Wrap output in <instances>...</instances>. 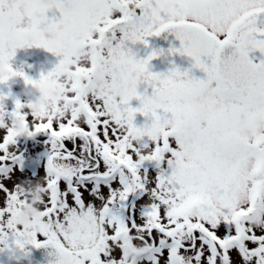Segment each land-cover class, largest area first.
<instances>
[{
    "label": "snow or ice",
    "instance_id": "6c2138e0",
    "mask_svg": "<svg viewBox=\"0 0 264 264\" xmlns=\"http://www.w3.org/2000/svg\"><path fill=\"white\" fill-rule=\"evenodd\" d=\"M260 14L264 0H0V85L35 83L11 66L17 49L61 57L39 79L61 94L49 114L17 100L0 117V251L52 248L55 264H264V62L249 59L264 56ZM129 29L140 44L175 34L170 54L205 74L173 67L188 104L161 116L127 87L158 54L135 59ZM137 114L151 123L136 126ZM16 120L49 138L43 177L14 178ZM34 186L40 219L26 231L17 217Z\"/></svg>",
    "mask_w": 264,
    "mask_h": 264
},
{
    "label": "clouds",
    "instance_id": "9594fccd",
    "mask_svg": "<svg viewBox=\"0 0 264 264\" xmlns=\"http://www.w3.org/2000/svg\"><path fill=\"white\" fill-rule=\"evenodd\" d=\"M60 31L67 34L66 29H60ZM246 33L247 28H242L240 35L244 36ZM54 35V32H49L47 30L44 31V36L47 39H52ZM124 43L125 47L133 54V57L137 59L136 54L132 51V48L140 43L136 41L133 30L129 29L128 38ZM142 45H144L145 48L148 47L147 43ZM162 55V52H158V54L152 60L148 61L147 72L138 74L135 79L129 80L127 82V87L134 89L138 93H140V90L143 89V93L145 94V103L147 104L149 110L155 111L157 113H164L165 110L172 105H186L191 99L183 91V86L186 80L182 75H177L172 70L167 74H153L149 71V64ZM15 71L18 73H24L23 67L15 69ZM34 81L35 83L32 85L25 84L24 82L25 92L22 94L28 98V102L24 105L28 107V110L34 116L40 117L41 115L49 114L54 109L60 99L61 94L59 89L51 84H42L39 82V79ZM148 89L156 90L155 94L147 95L146 93L148 92ZM3 96L6 98L0 100V106L3 108V111L0 112V117L6 118V101L9 99V97L5 95ZM13 130L16 136L27 137V129L24 127L23 121L16 120L13 125ZM133 139L138 138L134 136ZM35 187L36 186L30 190V195L32 196L31 202L24 206L17 217V223L24 226L26 231L30 230L32 226L40 219L39 201L42 198V193L39 196L35 195ZM25 239H27V237H25Z\"/></svg>",
    "mask_w": 264,
    "mask_h": 264
},
{
    "label": "flooded vegetation",
    "instance_id": "af4514ba",
    "mask_svg": "<svg viewBox=\"0 0 264 264\" xmlns=\"http://www.w3.org/2000/svg\"><path fill=\"white\" fill-rule=\"evenodd\" d=\"M48 19L51 20L53 19V17H55L56 20L60 19V14L57 10L53 9L51 12H49L47 14ZM257 24L256 26L258 28H262L264 29V14H260L257 18ZM154 37L151 38V40H147L146 43L149 47V54L145 55V58H147L148 55H150L152 53V43H153ZM147 47V48H148ZM144 47V45H142V54L146 53V49ZM142 54L138 53L137 56L139 57V59H142ZM61 60V57L55 55L54 53H50L48 51H46L43 48H36V47H25V48H20L16 50L15 56L14 58L10 61L11 66L13 67V69H19L21 67H23L24 69V73L26 75H28V73H34L36 72V74L38 76L41 75H47L49 72L53 71L54 68L59 64ZM254 61L256 63L259 62V58L254 59ZM155 65V69H149L150 72H152L153 74H167L169 72V70H162L160 68V65L158 63V61L155 59L153 60L149 66ZM45 71V73L43 72ZM189 75L191 77H194L195 79H204L205 78V74L198 70L193 68L191 70V72L189 73ZM13 79L9 80V83L12 84ZM5 89L8 90V92L13 93V101L10 102L11 108H15V102L18 100L21 104H24V95L22 94L23 92L15 86V88H11L9 87V84L7 83L5 86ZM18 89V90H17ZM143 92V89H142ZM149 92L151 93V90H149ZM9 95V93H8ZM167 118H170V114H168ZM31 139H35L37 141H43V140H48L49 138L46 135L43 134H38L35 137H31ZM46 162V155L45 157L41 160V164L40 166H35L32 168L27 169L29 172L33 173V174H39L40 172L44 174V165ZM42 166V168H40ZM30 173V174H31ZM41 177H43L42 175H40ZM32 246H27L26 250L24 252H21L19 250H15L13 249L12 251L9 250H4V251H0L1 255H3L2 252H6L7 253V257L10 261H3L0 264H27V262L24 260V255L29 252L31 250ZM20 254V258L21 261H19V258H15V255Z\"/></svg>",
    "mask_w": 264,
    "mask_h": 264
},
{
    "label": "rangeland",
    "instance_id": "374dc122",
    "mask_svg": "<svg viewBox=\"0 0 264 264\" xmlns=\"http://www.w3.org/2000/svg\"><path fill=\"white\" fill-rule=\"evenodd\" d=\"M152 37L148 38L147 40H151ZM132 51L133 53L136 54V57L137 59H139V57L137 56L138 53L142 54V44H137L136 46H134L132 48ZM146 53L142 54V59H146L145 58V55L146 54H149L148 51H149V47L145 50ZM155 65L152 64V66H149V69H155ZM45 73V71H43ZM26 75V74H25ZM28 76L29 78H31L32 80H38L40 79L41 76H38L36 74V72L34 73H28ZM9 84V87L10 89L11 88H15L18 87L23 93L25 92V84H24V80L20 77H16L13 79L12 81V84L9 83V81L7 82ZM5 86L6 85H0V94L2 95H5V96H8L9 99L6 101V108L9 112L13 111L14 108H11L10 109V96L13 94H11L10 96L8 95V90L5 89ZM18 90V89H17ZM141 93L143 94L142 92V89L140 90ZM148 95H151L150 92H148ZM24 101L26 104L28 102V98L24 95ZM131 107L133 108H138L140 107V103L139 101H136V100H133L131 102ZM13 109V110H12ZM25 111H29L28 109H25ZM159 115L161 116H164L163 113H158ZM31 119V118H30ZM135 124L136 126L140 127V126H143L145 124H150L151 123V120L150 119H147L139 114H137L136 118H135ZM4 135L3 131L0 130V138H2V136ZM28 137H20L18 138V142L15 146L16 150L19 152V153H22L23 154V157H24V164H23V170L22 171H16L15 172V179H21L22 181L26 182L28 180H34L36 176L38 175H42L44 176L43 173H39V174H33L31 172H29L27 169L29 168H32V167H35V166H40L41 164V160L45 157V155H47V150L48 148L50 147V145L48 144V140H41L39 141L40 144L37 145L35 143H33L34 141L31 140V138H28L29 140H27ZM71 146L69 145V148ZM24 149V150H23ZM23 150V152H22ZM145 167H149V165H145ZM42 168V166L40 167ZM31 173V174H30ZM8 186L11 188L12 187V184L9 183ZM3 255H1L0 253V263L3 262V261H10L7 257V253L6 252H2ZM19 258V261H21V258H20V254H16L15 255V258Z\"/></svg>",
    "mask_w": 264,
    "mask_h": 264
},
{
    "label": "water",
    "instance_id": "95a60500",
    "mask_svg": "<svg viewBox=\"0 0 264 264\" xmlns=\"http://www.w3.org/2000/svg\"><path fill=\"white\" fill-rule=\"evenodd\" d=\"M180 42L176 39L174 34L169 32L162 33L159 37H155V41L152 47V52H162L163 55L157 58L160 63V67L163 70H173V67L179 69L182 73H190L193 68V61L184 55L178 53L170 54V50L179 49ZM259 58V62H264V56L259 51H250L249 59L253 62L254 59ZM257 63V64H258ZM26 261L29 264H55V255L52 248H32L25 256Z\"/></svg>",
    "mask_w": 264,
    "mask_h": 264
}]
</instances>
